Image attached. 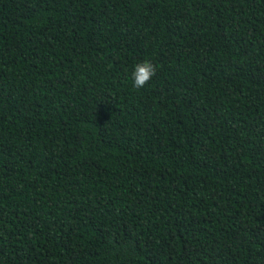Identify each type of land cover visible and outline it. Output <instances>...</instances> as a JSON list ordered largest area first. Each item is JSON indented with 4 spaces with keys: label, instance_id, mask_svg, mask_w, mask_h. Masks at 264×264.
<instances>
[{
    "label": "trees",
    "instance_id": "trees-1",
    "mask_svg": "<svg viewBox=\"0 0 264 264\" xmlns=\"http://www.w3.org/2000/svg\"><path fill=\"white\" fill-rule=\"evenodd\" d=\"M0 264H264V0H0Z\"/></svg>",
    "mask_w": 264,
    "mask_h": 264
},
{
    "label": "clouds",
    "instance_id": "clouds-1",
    "mask_svg": "<svg viewBox=\"0 0 264 264\" xmlns=\"http://www.w3.org/2000/svg\"><path fill=\"white\" fill-rule=\"evenodd\" d=\"M156 74V67L150 60H145L135 65L131 72L132 86L135 89H142Z\"/></svg>",
    "mask_w": 264,
    "mask_h": 264
}]
</instances>
